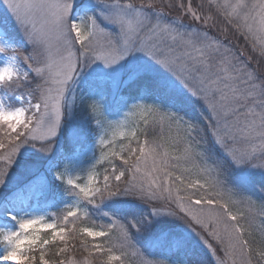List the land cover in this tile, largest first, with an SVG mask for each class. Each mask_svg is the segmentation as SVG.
I'll return each mask as SVG.
<instances>
[{
  "label": "snow or ice",
  "instance_id": "snow-or-ice-1",
  "mask_svg": "<svg viewBox=\"0 0 264 264\" xmlns=\"http://www.w3.org/2000/svg\"><path fill=\"white\" fill-rule=\"evenodd\" d=\"M2 2L11 13L16 25L23 31L26 40L34 46V50L38 51L46 40V35L37 33L35 29L34 12L44 14L48 33H55L56 37L62 39L69 48L68 56H62L60 62L55 64V71H53L54 65L51 62L34 69L36 75L41 78L47 69L49 77L43 80V84L37 85L41 95L38 98L39 102L30 104L36 110L33 116H26V110L22 107L9 111L0 104V125H7L10 136L12 133L15 134L13 151L16 154L26 144L37 147L43 153L51 152V141L57 136L62 116L65 115L62 108L67 99L66 92L69 86L75 82L76 76L81 71L93 65H100L106 71L122 69L114 80L123 79L125 84L139 82L145 94H155L162 100L172 103L202 104L206 109L209 127L212 129L213 143L222 151L223 157L237 168L247 166L264 172V70L259 74L249 71L246 66L237 63L229 51H221L220 43L210 39L208 33L195 30L185 31L182 30L183 24L178 19L164 22L161 14H147V12L155 13L154 7H149L146 11L143 8H137L131 2L125 3L123 0H96L97 4L102 7L98 16H88L93 30L90 35L100 32L105 33L109 38L104 45L103 52L96 53L95 48H88L86 51L79 52L73 61L70 47L73 43H79L84 48V42L89 40V37L83 35L79 23L69 22L72 7L70 0H55V2L51 0H2ZM224 7L232 9L231 12L225 13L229 19L237 17L246 23L250 18L244 12L249 6L243 0H238L235 5L226 4ZM255 7L261 9V16L264 17V3L254 5L253 8ZM187 13L193 15L194 22L201 19L192 12L191 7L187 9ZM187 13L185 18H187ZM261 22L264 23V19ZM236 27L239 29L240 25L237 24ZM109 28L111 31L106 33L105 30ZM165 37H170L171 42ZM91 43L89 40V44ZM0 51L3 49L0 48ZM26 59L30 61L31 57ZM154 68L159 69L164 75H152ZM13 71L11 66L0 69V87L5 89L13 87L15 84L12 80ZM50 84L56 85L55 95L51 94ZM45 86H49L48 94L44 92ZM42 106L43 112L40 111ZM67 107L70 109L71 102H68ZM90 107L94 114L96 105L93 104ZM133 107H146L149 114L157 113L160 116L161 127L166 123L182 125L186 122L184 114L171 108H162L160 104L142 102L133 104ZM242 109H247L246 115L252 116V120L246 121L241 129L237 124H229L228 121L231 116ZM36 133H39V136ZM254 138L262 142L259 155L255 150L249 151L247 148ZM176 144L183 145V147L179 155L171 157V160L175 161L172 168L180 171L174 177L172 171H166L159 191L152 189L151 186L148 189H145L143 185L137 187L134 179H125L127 172L133 168L135 172H138V164L147 158L152 159L154 166L159 164L162 168H168V152L166 150L161 152L162 145L156 142L150 144L148 141L139 144L138 148H129V158H122L127 168L119 172L114 170L111 177L105 175L103 185L97 183L94 187H82L73 179L65 180L64 172L56 173V179L66 185V194L82 199L92 207H98L105 200L118 195L131 196L148 204L153 217H178L192 230L199 228L196 235L202 241L206 239L205 231H211L212 235H216V231L223 226L231 247H239L241 252L250 249V243L238 235L243 231L242 227H237L240 221L230 211L228 201L224 199L225 194L230 199L238 191L226 184L223 161L207 149L197 151L190 144L184 145L179 137ZM132 156H135L136 165L130 163ZM190 167H198L201 170L196 179H189L183 174ZM154 170L159 169L154 167ZM7 175L8 171L0 172V185L5 182ZM112 177L116 181L114 185L111 184ZM171 180L177 182L176 192L179 193L183 189L185 194L175 198L179 204L178 213L175 211L162 213L153 202L164 198L165 194L168 198L172 197V188L164 186ZM91 182L92 175L90 174L89 184ZM122 182L123 186H121ZM77 189L78 191H75ZM197 191L200 192L199 196L196 195ZM97 198H99V203ZM76 215L75 211H69L64 219L68 221L69 217ZM10 219L16 221L17 227L14 231L4 233L3 239L7 247L3 255H0V261L36 264V252L39 251V264H46V246L54 243L56 236L63 239L62 233L65 229L57 230L54 223H42V218L18 219L10 216ZM143 222L151 223L148 217H144ZM141 224L142 222L137 220L121 221L122 226L117 242L108 247L106 251L111 253L113 248L124 249L132 246L134 241L130 229L140 231ZM49 230L52 232V239L41 240L39 233ZM81 231L92 238L110 236V233L104 230L93 231L90 228H84ZM167 239V234L162 232L157 238V243L162 244ZM94 247L97 251H105L100 244ZM63 251L62 248L61 252ZM120 259V256L110 254L106 264ZM141 264H168V261L141 259Z\"/></svg>",
  "mask_w": 264,
  "mask_h": 264
},
{
  "label": "rangeland",
  "instance_id": "rangeland-1",
  "mask_svg": "<svg viewBox=\"0 0 264 264\" xmlns=\"http://www.w3.org/2000/svg\"><path fill=\"white\" fill-rule=\"evenodd\" d=\"M212 1L217 3L221 0ZM51 2H55V0H51ZM70 2L72 7L69 22H75V20L72 21V16L75 11L80 12L76 22L81 25L83 35L89 37V40L92 42L89 44V40H85L84 48L79 43H73L70 47V51L73 54V61H75L79 52L86 51L88 48H95L96 53L103 52L104 45H106L109 37L105 33L100 32H95L94 35H90V32L93 30L88 21V16H98L102 6L98 5L96 0H70ZM123 2H131L137 8H143L146 11L149 7H154L155 13L147 12V14H161L164 22L178 19L183 24L182 30L206 32L210 39H214L220 43L221 51H229L237 63L246 66L249 71H254L259 74L264 70V23L261 22L264 17L261 16V9L259 7L253 8L254 5L264 3V0H253L250 4H248L249 2L247 0H243L249 6L244 11L250 17L246 22V30L255 36L254 41H256V45L251 48L250 52L239 47L237 50L240 53L239 58L224 43V40L228 38L226 37V32H224V30L227 31L225 28L227 21H225L224 14L217 9L216 11L207 9L209 2L206 3L203 1L201 3L200 1V3L194 5L192 0H185L184 10L173 15H167L164 13V10L168 7L174 10L179 9L183 3L182 0H163V2L152 0L146 4L133 0H123ZM189 7H191L195 15L201 17L199 21L194 22L193 15L187 13ZM186 13L187 18H185ZM33 16L37 33L46 35L45 44L38 51L34 50V46L26 40L23 31L16 25L11 13L3 5L2 0H0V48L3 49V51H0V69L11 66L14 70L12 80L15 82L11 89L0 87V104L4 105L5 109L9 111H14L17 107H22L26 110V116L29 117L33 116L36 111L30 104L39 102L38 98L41 95L37 85L43 84V80L49 77L47 69L44 72L43 78L38 77L34 69L36 67H43L46 63L51 62L54 65L53 71H55V64L60 62L62 56L67 57L69 54V48L64 44L63 40L58 39L55 33H48L44 14L34 12ZM75 17L77 18V15ZM105 31L107 33L111 29L109 28ZM165 39L171 42L170 37H165ZM72 40L73 42L75 41L74 34ZM27 57H31V60L26 59ZM121 71L122 69L120 68L106 71L100 65H93L89 69L81 71L76 76L75 82L69 86V90L66 92L67 99L62 108L65 115L62 116V123L57 136L51 141L52 150L49 153H43L37 147L26 144L16 154L13 151L15 134L12 133L10 136V130H8L7 125H0V145H2L0 147V172L8 171L5 182L0 185V235L3 241L4 233L14 231L17 227L16 221L10 219V216H15L18 219L42 218V223H47L44 207L42 209L38 207L31 211V207L36 202L35 200L42 195V190L39 189L41 183L37 182L40 180L45 182L44 179L47 173L56 179V173L64 172L65 180L73 179L82 187H94L97 182L96 172L97 164L100 160V148L114 143L117 145L118 152H120L125 148L124 139L127 136H131L133 132L132 123L148 116L149 112L146 110V107H133V104L145 102L141 97L131 100L130 98L125 99L121 95L120 88L127 84L123 82V79L119 81L114 80V77ZM152 74L164 75L159 69L155 68L152 70ZM5 83L8 82L5 81ZM26 87L30 88L27 92L29 97L20 98L19 94ZM55 87L56 85L50 84L52 95H55ZM105 88L107 90H104ZM44 92L48 94L49 86H45ZM3 93H6L10 97L12 96L13 99L7 97L9 102H5L2 98ZM144 99L148 103L156 104V101H149L146 97ZM68 102H71L70 109L67 107ZM93 104L96 105L94 114L90 107ZM40 111H44L43 106ZM246 113L247 109H242L231 116L228 123L237 124L242 129L246 121L252 120V116L246 115ZM36 135L39 136V133H36ZM64 135L72 138L73 145L78 144L72 153L71 151H64L62 153L58 147L59 143L61 144L63 141ZM261 143L259 139L254 138L247 145V148L249 151L255 150L256 154L259 155ZM10 156L11 160H9ZM28 157L34 158L35 160L26 161ZM13 160L15 161L12 164ZM151 162L152 159L147 158L138 164L139 171L137 173L140 177H143V172L149 171L151 173L153 171ZM240 168L246 172L256 170L247 166ZM90 174L92 175L91 184H89ZM149 175L152 176L151 174ZM27 178H33V183L37 184L32 186L25 202L20 197L11 200L6 196L11 188H15V186L24 183ZM147 184L150 185V183ZM178 195V193L172 192V197L169 198L168 202L167 200L156 201L161 202L160 205L164 206L165 211L161 210V212L166 213L172 210L178 213L179 204L175 199ZM191 231L196 235L199 228L191 229ZM40 235L41 233H39ZM204 235L206 237L204 239L206 246L211 256L215 258L217 264H245L241 261L240 248L230 246L227 234L223 231V226L216 231V235H212L211 231H205ZM220 242L224 244L221 245ZM4 243L3 249L0 250V255H3L7 247L5 241ZM143 259L147 260L150 258L143 257ZM0 263L16 264L15 261H0ZM78 264L88 263L82 262Z\"/></svg>",
  "mask_w": 264,
  "mask_h": 264
},
{
  "label": "trees",
  "instance_id": "trees-1",
  "mask_svg": "<svg viewBox=\"0 0 264 264\" xmlns=\"http://www.w3.org/2000/svg\"><path fill=\"white\" fill-rule=\"evenodd\" d=\"M146 4L152 0H133ZM163 2V0H160ZM174 1V0H170ZM176 1V0H175ZM194 5L209 2L207 9L216 11L219 10L224 14L226 30V40L224 43L235 53L239 58L238 48L242 47L250 52L251 48L256 45V42L250 39V42L245 37L246 31L241 27L237 29L238 24L234 19H228L225 15L227 12H231V8L224 7L226 4L235 5L238 0H230L229 2H213L212 0H192ZM250 4L253 0H247ZM182 5L179 9L174 10L168 7L164 10L167 15L178 14L184 10L185 0H182ZM168 12V13H167ZM242 55V54H241ZM254 69V68H253ZM263 69V68H262ZM153 75V74H152ZM155 76V75H154ZM30 88L22 89V93L19 94L20 98H27V92ZM104 90H107L106 88ZM121 95L126 99L130 98L134 100L136 98L144 97L149 101H156V104H160L162 108H171L185 115V123L177 125L175 123L168 125L167 123L161 127L159 124L160 116L153 112L148 114L145 118L137 120L132 123L133 132L131 136H127L124 139L125 148L118 152L117 145L110 143L109 146L100 148V160L97 164V183L103 185L104 176H112L113 171L119 172L122 169H126L127 166L123 163V159H128L130 156L129 148L137 147L139 144H143L148 141L150 144L156 142L163 147L161 152H168L169 166L167 169L157 165L153 167V171L150 173L143 172V177H140L135 168L127 172L126 180L135 181L137 187L143 185L145 189H148L152 185V189L159 191L160 185L165 177L166 171H172L173 177L179 173V169L172 168V164L175 161L171 160L172 156L180 154L183 145H177V138L183 140L184 145L192 146L197 151L207 149L209 152L223 161V172L226 184L232 187L235 192L231 198L225 194L224 199L228 201V207L230 211L235 214L240 221L237 227H242L241 235L244 240L250 243V249H246L241 252V261L245 264H264V173L258 170H252L246 172L241 168L233 166L225 157H223L222 151L213 143L214 137L212 136V129L209 127V122L206 114V109L200 103L189 104L184 103H172L166 100H162L158 95L145 94L142 84L129 83L120 88ZM2 96L7 102V97H10L6 93ZM10 98L13 99L11 96ZM9 102V101H8ZM148 103V102H146ZM158 115V116H157ZM192 127H189V126ZM64 139L61 142V146L64 147L65 152L75 150L78 144L73 145L72 138L64 135ZM139 155V151H137ZM123 158V159H122ZM30 161L34 158H26ZM151 160V158H149ZM130 163L136 165L135 156H132ZM139 167V165H138ZM154 167L159 170H154ZM135 172V176H133ZM201 170L198 167H190L183 174L189 179H196L197 174ZM153 173V174H152ZM151 174L152 176H150ZM139 176V177H138ZM31 180H33L31 178ZM45 182L41 180L37 183H41L42 195L35 200V204L31 207V211L40 207H44L46 212V219L52 220L57 226V230L64 228L62 233L63 239L60 236H56L54 243H51L45 248L46 264H78L86 262L88 264H106L107 257L110 254L118 255L120 260L113 261L111 264H140L143 257H148L155 260H167L168 264H217L215 258L210 254L206 242L198 238L189 228L185 222L178 217L159 216L153 217L151 209L148 204L137 200L131 196H116L111 199L105 200L98 207H92L86 204L82 199L75 196L66 194L65 186L60 180L54 179L50 174L45 176ZM34 182V180H33ZM29 182L15 186L13 190H9L6 195L11 200L21 198L23 202L27 198L33 185ZM44 183V184H43ZM114 177L111 179V184H115ZM147 183H150L147 184ZM177 182L174 180L169 181L165 187L172 188V192L177 193L175 185ZM95 185V186H96ZM123 186V182L121 183ZM71 191V190H70ZM76 191V190H75ZM184 195V190L178 193ZM196 195L199 196L200 192L197 191ZM169 201L167 194L164 198L157 199L156 201ZM155 203L158 206L159 211H165L161 202ZM99 203V198H97ZM69 211H75L77 215L75 217H69L68 221L64 219L65 215ZM221 211H223L221 209ZM169 212H173L170 210ZM107 213V214H106ZM163 213V212H162ZM167 213V212H166ZM148 217L151 223L143 222V218ZM122 222L129 220L141 221V230L136 231L130 229L132 239L134 241L132 246L121 249L119 247L113 248L112 252L106 251L108 247L117 242V238L120 235ZM71 221V222H69ZM233 223V222H229ZM84 228H90L93 231H107L110 233L109 237L92 238L83 234L81 231ZM166 233L168 239L162 244L157 243V238L161 233ZM40 239H52V232L42 231L40 232ZM219 242V240H218ZM217 242V243H218ZM136 243V244H135ZM4 241L0 235V250L3 249ZM100 244L105 251H97L94 245ZM220 244H224L221 243ZM64 249L61 252V249ZM141 248V249H140ZM246 261V262H245ZM36 264H39V251L36 252Z\"/></svg>",
  "mask_w": 264,
  "mask_h": 264
},
{
  "label": "bare ground",
  "instance_id": "bare-ground-1",
  "mask_svg": "<svg viewBox=\"0 0 264 264\" xmlns=\"http://www.w3.org/2000/svg\"><path fill=\"white\" fill-rule=\"evenodd\" d=\"M79 1H82V0H79ZM154 1H156V0H154ZM160 1V0H159ZM166 1V0H165ZM222 2H225V1H227V2H229L230 0H221ZM210 2V1H209ZM138 3H140V2H138ZM82 7V6H81ZM81 7H78V8H81ZM245 10H247V9H245ZM244 10V11H245ZM76 12V13H75ZM74 12V14H73V16H72V21L73 20H75V22L78 20V16L80 15V12L78 13V11H75ZM77 15V18L75 17ZM229 19V18H228ZM232 19H234V21H236L239 25H240V27L244 30V31H246V35H245V37L247 38V40L248 41H250V42H253L254 41V35L251 33H249L246 29H247V24L245 23V21L243 20V19H239V18H237V17H232ZM250 39H252L253 41H251ZM256 42V41H255ZM255 42H253L254 44H255ZM155 76H159V75H155ZM2 98H3V100L5 99L3 96H2ZM5 101V100H4ZM6 102V101H5ZM8 102V101H7ZM59 149H60V151L62 152V153H64V147H62L61 146V144L59 143ZM47 174H49V173H47ZM33 179V178H32ZM25 182H29L30 184H33V180H31V178H27L26 179V181H24V183ZM21 184H23V183H21ZM20 185V184H19ZM11 191L13 190V188H11L10 189ZM9 192V191H8ZM46 222L47 223H54V222H52V220H47L46 219ZM230 222V221H229ZM246 262V261H245ZM0 264H5V263H0Z\"/></svg>",
  "mask_w": 264,
  "mask_h": 264
},
{
  "label": "water",
  "instance_id": "water-1",
  "mask_svg": "<svg viewBox=\"0 0 264 264\" xmlns=\"http://www.w3.org/2000/svg\"><path fill=\"white\" fill-rule=\"evenodd\" d=\"M76 13V12H75Z\"/></svg>",
  "mask_w": 264,
  "mask_h": 264
}]
</instances>
